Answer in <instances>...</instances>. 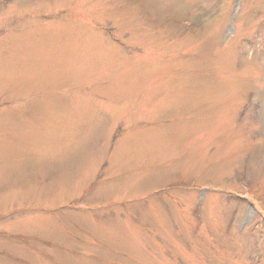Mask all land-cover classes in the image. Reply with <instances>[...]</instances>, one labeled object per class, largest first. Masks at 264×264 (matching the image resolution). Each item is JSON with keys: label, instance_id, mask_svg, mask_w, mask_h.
I'll list each match as a JSON object with an SVG mask.
<instances>
[{"label": "rangeland", "instance_id": "rangeland-1", "mask_svg": "<svg viewBox=\"0 0 264 264\" xmlns=\"http://www.w3.org/2000/svg\"><path fill=\"white\" fill-rule=\"evenodd\" d=\"M0 264H264V0H0Z\"/></svg>", "mask_w": 264, "mask_h": 264}]
</instances>
